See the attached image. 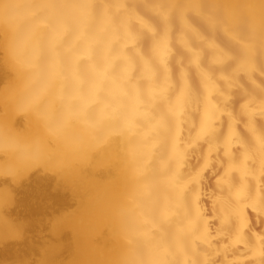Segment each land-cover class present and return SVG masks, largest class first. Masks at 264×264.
Instances as JSON below:
<instances>
[{
    "label": "clouds",
    "instance_id": "1",
    "mask_svg": "<svg viewBox=\"0 0 264 264\" xmlns=\"http://www.w3.org/2000/svg\"><path fill=\"white\" fill-rule=\"evenodd\" d=\"M0 41L17 80L14 116L38 129L27 134L0 120V175L120 147L129 179L113 209L123 242L115 264H166L162 232L170 244L178 234L162 208L181 202L184 177L163 150L173 117L166 96L153 91L162 73L154 50L174 41L209 73L238 85L257 69L264 75L257 59L264 29L226 27L207 0H0ZM247 95L253 105L245 115L264 120V86H250ZM189 98L195 103L199 89ZM253 147L264 153V139ZM223 204L227 211V190Z\"/></svg>",
    "mask_w": 264,
    "mask_h": 264
},
{
    "label": "bare ground",
    "instance_id": "2",
    "mask_svg": "<svg viewBox=\"0 0 264 264\" xmlns=\"http://www.w3.org/2000/svg\"><path fill=\"white\" fill-rule=\"evenodd\" d=\"M207 3L228 28L264 29V0ZM153 54L162 68L153 91L166 96L173 117L163 150L184 177L181 202L162 208L178 235L170 244L162 232L159 255L166 264H264V153L253 147L264 139V120L245 115L253 105L247 90L264 86V75L257 69L251 82L237 85L223 73H209L174 41L160 43ZM3 55L0 120L34 133L36 126L12 111L17 80ZM257 59L264 67V57ZM193 88L199 89L195 103L189 98ZM128 179L115 145L29 173L0 175V264H115L123 242L114 234L113 209Z\"/></svg>",
    "mask_w": 264,
    "mask_h": 264
}]
</instances>
